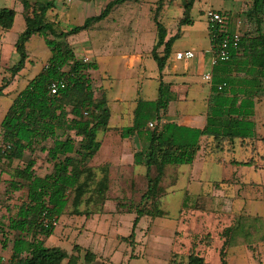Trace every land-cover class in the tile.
Listing matches in <instances>:
<instances>
[{"label":"trees","instance_id":"1","mask_svg":"<svg viewBox=\"0 0 264 264\" xmlns=\"http://www.w3.org/2000/svg\"><path fill=\"white\" fill-rule=\"evenodd\" d=\"M125 1H111L98 16L87 18L71 30L60 31L46 20L53 2L31 4L21 0L25 30L13 45L19 59L7 67V75L1 79L0 97L25 68L32 36L44 39L50 57L42 70L12 99L0 122V144L5 148H0V184L5 185L0 197L6 196L9 200L17 192L24 194L16 212L8 216L6 229L0 217V229H4L3 233L0 230V251L12 241L8 264H61L65 259L68 264H77L80 250L77 246L73 247L72 254L58 247H44L41 238L52 235L54 229L40 225L41 215L46 211L48 216L58 218L68 207L71 214L88 215V211L80 212L81 205L101 208L108 199L109 166L90 165L100 148L97 132L108 129L110 109L106 92L93 87L90 71L96 70L97 65L80 59L69 38L91 29ZM196 1L180 0L183 10L180 26L191 24L190 13ZM163 4L164 0L156 2L157 12ZM249 4L244 12L247 29L241 31L238 49L232 51L228 61L213 67L203 129L180 126L165 119L168 105L176 95L171 84L162 81V71L179 34L166 40L167 30L155 15L157 41L151 57L160 78L157 98L154 102L139 100L133 125L120 132L121 138L135 135L139 138L141 147L134 151V165L145 169L146 186L139 191L138 201L116 204L117 210L135 214L133 228L141 218L164 215L160 199L167 193L163 186L167 168L192 164L200 151V138L212 137L217 144L255 138L254 107L264 96V0H249ZM220 13L228 18L230 31L234 32L239 16L232 17L226 11ZM14 17L13 9H0V30L9 31ZM160 48H163L161 57ZM56 82L67 85L51 94L50 86ZM149 123L153 126L149 127ZM36 151L44 155V163L49 166L46 174L35 170V158L24 160L26 153ZM236 164L257 168L253 159ZM4 175L7 178H2ZM182 209L187 210L186 204ZM235 226L225 228L220 234L224 239L219 251L220 264H226V249ZM133 237L130 235L129 239ZM204 240L209 242L211 236L205 235ZM175 261L172 264H180ZM185 264L207 263L191 252Z\"/></svg>","mask_w":264,"mask_h":264},{"label":"crops","instance_id":"2","mask_svg":"<svg viewBox=\"0 0 264 264\" xmlns=\"http://www.w3.org/2000/svg\"><path fill=\"white\" fill-rule=\"evenodd\" d=\"M27 1L31 4L53 2L54 6L46 13V20L53 22L58 30L68 31L84 23H80L79 15L86 5L88 7L93 5L96 8V13L93 16H98L106 5L114 0ZM157 1L127 0L115 6L108 17L96 23L91 29L69 38V43L80 59L87 58L89 62H94L97 65L96 70L90 71L92 84L94 88L105 90L110 109L108 129H99L97 132L100 148L90 161V165L93 167L109 166L110 188L107 201L101 208L92 206L87 208L81 205L79 207L80 212L88 211V215L71 214V208L68 207L67 211L58 217L59 225L54 229V233L49 237L41 238L44 247H58L68 254H72L73 247L77 246L80 249L77 253L79 259L77 264H131L134 257L130 252H126L116 257V259L112 254H109V259H105L103 244L108 241V233L114 218L128 214L129 216L133 215L135 219L134 213L127 210H117L116 204L119 202V198L116 197L122 195L131 199L134 194L131 192V188L135 181L141 178L144 180V167L134 165V151L141 147L140 140L136 135L121 138L120 132L122 129L133 125L134 110L139 100L154 102L157 98L160 82L158 69L156 72L151 69L152 72L147 73V60L152 59L151 52L157 41V30L154 21L156 14L157 21L167 30L166 40L176 33L179 34L172 45L170 56L162 71V81L171 84L176 95V99L168 105L165 119L180 126L197 129H203L206 124L210 82L203 80L202 76L210 74L212 77L213 73L214 66L211 65L210 43L206 50L197 49L192 43L177 47L176 42L184 37L186 31L185 25H179L182 17H179L176 12L178 6L181 7V2L180 0H164L162 8L157 12ZM18 2L21 5V0H0V9L8 8L15 11ZM197 2L199 6L202 4V0H197L195 3ZM204 11L199 8L201 15L204 14ZM174 30L177 32L174 33ZM76 40L78 42L74 43ZM5 46H7L6 50L9 49L8 46H10V49L13 48V44ZM5 46L4 44L0 46V56L5 50ZM82 49H87V53L80 56L77 50ZM162 50L163 48L158 49L160 57L162 56ZM196 50H201L202 54L195 58ZM185 51H192L194 57L189 60L176 59V53ZM207 53L210 54L208 61ZM28 56L30 57L29 54ZM49 57L46 58L40 71ZM183 60V64L178 65V62ZM24 69H26V65ZM21 72L13 78L10 85L19 79ZM198 76L206 85V90L198 86L200 83V81H196ZM184 87L186 92L182 95L181 89ZM187 90H192L194 95L189 96ZM253 120L255 123V138L235 139L217 144L212 137H202L199 142L200 151L194 162L190 165H184L188 177L194 184L193 186L198 187L205 182L208 186L213 187L215 191L208 196L204 193V196L197 193L199 191L194 187L193 190L196 192L194 194L196 197L194 204L189 206L190 209L184 210L181 216H186L187 213V215H203L211 212L216 226L213 229L214 231H204V235L209 234L211 236L209 242H201L200 237L198 240L196 239L199 233L202 232L187 229V235L191 239V243L187 239L189 241L188 245L182 244L178 248L180 253L175 258L178 262L183 260L184 253L181 254V250H186L187 257L191 252H194L199 257L204 258L207 264H220L219 251L224 240L220 237V234L225 228L237 226L236 214L250 210L252 214L258 216V210H263L261 214L264 215V208H259L262 204L264 205V184L262 183L264 180V96L255 104ZM163 121L165 120L163 119ZM42 156L44 158V155ZM248 159L254 160L257 166L256 169L236 164V162H246ZM37 169L38 172L46 174L49 171V166L44 162L40 166L36 161L35 170ZM240 169L244 170L240 171ZM170 173V184L173 188L178 177L175 170ZM251 173L259 175L260 180H262L253 181ZM119 185L124 186L126 195L122 193L124 191L119 188ZM127 186H129V189L126 188ZM188 203H191V201H188ZM208 203H210V206ZM121 219L125 221V218ZM141 219L148 220L150 218ZM119 224L120 222L117 221V225ZM251 232L255 234L257 230L253 229ZM84 233L88 243L76 244L77 238H82ZM149 233L152 234L147 231V234ZM178 234L179 232H175V241ZM145 237L147 238V235ZM70 238H72V241H70ZM230 238L229 246L226 249V264H264V241L253 240L252 244L239 246L237 244L232 245V237ZM115 239L117 242H125L127 238L117 236ZM134 241L138 246L145 245L143 239L137 240L135 236L133 240H128L130 245L134 244ZM215 241L218 242V246L214 245ZM11 248L12 241L8 243L6 249L0 251V264H8L11 257ZM171 248L173 247L171 246ZM173 252L172 256H175L176 253ZM211 252L218 256L217 263L208 261L207 257ZM61 264H68V260H63ZM132 264L138 263L133 262Z\"/></svg>","mask_w":264,"mask_h":264},{"label":"rangeland","instance_id":"3","mask_svg":"<svg viewBox=\"0 0 264 264\" xmlns=\"http://www.w3.org/2000/svg\"><path fill=\"white\" fill-rule=\"evenodd\" d=\"M201 3L202 4L200 6L198 5V2L195 3L193 9L191 10L190 19L192 22L191 24L185 25L186 31L184 32V37L180 38L176 42L177 47H181L186 43H192L197 49L200 48L206 50L208 48L209 40L207 36L206 22L203 14H200L199 8H201L203 11L208 8L216 11H226L232 17L238 15L241 21L238 29L240 31H245L247 29V24L244 22V12L247 11L249 0H202ZM21 5L18 2V4H16L15 6L16 15L12 29L9 31L0 30V46L2 44H4V46L9 44L14 45L18 36L25 30V22L23 18L24 8ZM95 11L96 8L93 5L91 7H88L86 5L80 11V23H83L85 18L92 17L96 13ZM176 12L179 17H183V10L181 7L178 6ZM253 29L254 28L252 27L251 30ZM176 32L177 31L174 30V33ZM77 42V40L74 41V43ZM6 47L7 46L4 47L5 50H3L0 56V85L3 76L7 75V67L16 64L19 59L17 53L12 47L10 49V46H8L11 52L8 51L9 49L6 50ZM77 53L82 56L84 53H87V49L77 50ZM28 54L30 55V57L26 62V69L21 72V74L19 75V79L15 83L10 85L4 92V94L0 97V122L3 119V116L5 115L9 105L11 104L12 99L25 87V84L29 79H32L37 73H39L41 66L45 62L46 58L50 56V52L44 43V39L38 35L32 36L28 45ZM199 54H202L201 50H196L195 58ZM209 56L210 54L207 53V61ZM183 62L184 60L179 61L178 65H182ZM151 69L153 72H156L157 64L153 59L150 58L147 60V73L150 74L152 72L150 71ZM202 79L204 80L203 76ZM196 81H200L198 86H200L201 88H205V90L207 89L206 85L203 84L199 76L196 77ZM185 92L186 88L184 87L181 89L182 95L185 94ZM187 92L189 96L194 95L192 90H187ZM30 157L35 158L40 166L43 165L44 159L39 151H36L34 154L26 153L24 160L27 161ZM168 168L169 169L166 173L167 175L163 180V186L167 188V193L160 199L161 209L163 210L164 215L162 217L150 218L148 220L141 219L138 221L135 228H133L132 222V220L134 219L133 215L129 216L128 214H126L124 216L122 215V217L119 216L121 221L119 220V218H114V222L110 226V230L108 233V241H105V243L103 244L105 248V259H109V254L114 255V259H116V257L121 256L126 252H130V254L134 255L131 264L133 262L138 264H172V262L176 260L175 258H177L178 254L180 253V251H178V248L181 247L182 244L187 246V243H189L188 240H190L191 243V239L188 238L187 235V229L202 232V237L200 236V234L202 233H199V235L196 237L197 240L200 237L201 242H205L204 231H214L213 229L215 228L216 223L213 220L214 216L211 212L203 215H187L188 213H185L186 216H181V213H184V209H182L184 204H186L187 209H190L189 206L194 204V199H196L194 194L196 192H194L193 188L196 186H193V182L188 177V173L185 169L186 166L183 165L180 167ZM172 170L176 171V175L178 177L176 185L173 188L170 184V172ZM242 170L244 169H240V171ZM251 174L253 176V181L262 180H260L259 175H256L254 173ZM2 178L7 177L6 175H4ZM262 183L264 184V180ZM145 186L146 184L142 178L138 179V181H135V184L131 188V192L134 193L131 197V202L130 199L127 198L128 196L121 195L117 196L116 198H119V201L126 202L127 205L128 203H135L139 198L138 192ZM128 187L129 186H127L126 188ZM4 188V183H1V192H4ZM119 188H121L124 191L122 193L126 195L124 186L119 185ZM196 188L197 191H199L197 193H201L202 195H204L205 193L207 194V196L210 195L211 192L213 193L215 191L213 187L208 186L205 182H203ZM23 199L24 194L22 192L15 193L14 196H12L9 200L6 199V196L0 197V217L2 218L1 224L4 229H6L8 224V216L16 212V207ZM188 201H191V203H188ZM208 205L210 206V203H208ZM259 208L263 209L264 205L262 204ZM258 213V216H256L252 214L250 210H246L243 213L236 214L235 220L237 221V226L233 230V234H230V236L232 237V245L237 244L239 246H243L245 244H252L254 242L253 240L264 241V215L261 214L263 213V210H258ZM121 218H125V221H122ZM117 221L120 222L119 225H117ZM4 229H0L2 233L4 232ZM253 229L257 230V233L252 234L251 231ZM147 231H150L152 234H147ZM175 232H179L176 241L174 236ZM130 235L135 236L137 240L143 239L145 245L138 246L136 245L135 241V243L133 242L134 244L130 245L128 242ZM145 235H147V238L145 237ZM117 236H125L127 239L125 242H117L115 239ZM70 241H72V238H70ZM87 241L88 239L86 237V234L84 233L82 238H77L76 244L82 245L83 243H88ZM147 243L148 245L146 246ZM214 245L218 246V242L215 241ZM171 246L173 248H171ZM185 251L186 250H181V254L184 253L183 260L177 263H186L187 255L185 254ZM198 251H200V249H198ZM172 252L176 253V255L172 256ZM207 258L209 262H218V256L213 252H211L209 254V257Z\"/></svg>","mask_w":264,"mask_h":264},{"label":"built area","instance_id":"4","mask_svg":"<svg viewBox=\"0 0 264 264\" xmlns=\"http://www.w3.org/2000/svg\"><path fill=\"white\" fill-rule=\"evenodd\" d=\"M250 7V4L248 5ZM204 19L206 22L208 40L211 46V65L215 66L219 62L228 61L231 57L232 51L238 49V44L240 41L241 31L238 29L241 21L236 22V30L234 32L230 31V23L227 17L223 16L220 11L207 9L204 11ZM176 59H192L194 53L192 51L179 52L175 55ZM84 62H88L87 58L83 59ZM206 82L211 81V75L205 74L203 76ZM67 85L66 82H56L52 83L50 86L51 94H56L60 88H64ZM153 124L149 123V127ZM0 148L5 149L2 144ZM8 225V224H7ZM40 225L43 228L55 229L59 225L57 217L48 216L47 212L44 211L41 215Z\"/></svg>","mask_w":264,"mask_h":264}]
</instances>
